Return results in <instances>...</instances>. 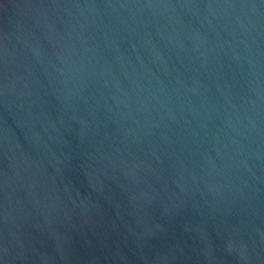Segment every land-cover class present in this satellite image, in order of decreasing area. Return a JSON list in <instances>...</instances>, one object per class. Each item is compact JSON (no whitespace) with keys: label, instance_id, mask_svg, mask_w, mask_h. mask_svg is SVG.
I'll return each instance as SVG.
<instances>
[{"label":"water","instance_id":"obj_1","mask_svg":"<svg viewBox=\"0 0 264 264\" xmlns=\"http://www.w3.org/2000/svg\"><path fill=\"white\" fill-rule=\"evenodd\" d=\"M0 264H264V0H0Z\"/></svg>","mask_w":264,"mask_h":264}]
</instances>
